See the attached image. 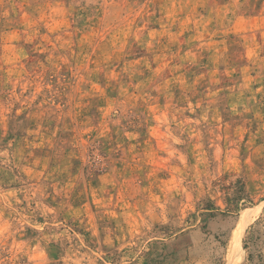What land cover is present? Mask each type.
Wrapping results in <instances>:
<instances>
[{
    "label": "rangeland",
    "instance_id": "rangeland-1",
    "mask_svg": "<svg viewBox=\"0 0 264 264\" xmlns=\"http://www.w3.org/2000/svg\"><path fill=\"white\" fill-rule=\"evenodd\" d=\"M0 264H264V0H0Z\"/></svg>",
    "mask_w": 264,
    "mask_h": 264
},
{
    "label": "trees",
    "instance_id": "trees-1",
    "mask_svg": "<svg viewBox=\"0 0 264 264\" xmlns=\"http://www.w3.org/2000/svg\"><path fill=\"white\" fill-rule=\"evenodd\" d=\"M252 255L249 256V258L251 259Z\"/></svg>",
    "mask_w": 264,
    "mask_h": 264
}]
</instances>
